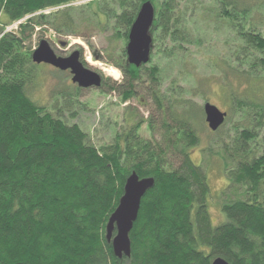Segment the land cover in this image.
Wrapping results in <instances>:
<instances>
[{
	"label": "trees",
	"instance_id": "16d2710c",
	"mask_svg": "<svg viewBox=\"0 0 264 264\" xmlns=\"http://www.w3.org/2000/svg\"><path fill=\"white\" fill-rule=\"evenodd\" d=\"M78 1L0 0V264H212L215 258L229 264H264V148L250 152V131L228 151L235 163L228 169L230 187L241 193L223 203L225 218L213 225L208 176L189 152L199 144L192 120L163 122L164 136L167 131L178 136L177 151L167 148L166 139L160 145L134 147L138 139L131 132L98 148L78 125L55 117L27 94L40 65L32 60L36 48L28 32L48 26L76 36L79 26L67 5ZM145 1L116 0L120 12L106 9V23L98 25L112 28V22L115 36L128 38ZM151 1L156 8L154 43L160 30L175 40L172 28L177 25L175 14L182 16L181 5H215V19L230 17L239 25L249 11L244 7L248 0ZM18 22L16 30L5 31ZM241 34L250 47H264L261 35L252 30ZM115 66L124 85L110 90H119L128 100L142 70L150 67L129 65L124 55ZM150 69L154 81L156 67ZM126 84L132 89L124 90ZM248 104L264 117L259 104ZM228 121L229 114L217 131L208 128L217 133ZM147 122L152 131V121ZM170 155L178 158L176 168L168 166ZM134 171L140 178H154L155 186L142 199L130 233L131 255L120 259L107 239V224Z\"/></svg>",
	"mask_w": 264,
	"mask_h": 264
},
{
	"label": "rangeland",
	"instance_id": "374dc122",
	"mask_svg": "<svg viewBox=\"0 0 264 264\" xmlns=\"http://www.w3.org/2000/svg\"><path fill=\"white\" fill-rule=\"evenodd\" d=\"M248 1L244 7L249 11L246 17H241L240 25L230 17L215 19V5L189 4L187 8L181 5L182 16L175 14L177 25L172 28H176L175 40L166 39L160 30L151 62L146 65L156 67L152 76L156 79H151L150 68L143 69L133 89L126 84L124 90L133 91L128 100L119 90H110L113 85H124L123 74L115 64L121 62L123 55L126 59L128 38L116 37L112 22H109L112 28L98 25L106 23V9L120 12L116 0L74 2L67 6L72 7L80 33L69 36L48 26L37 27L34 33L28 32L32 47L35 49L41 40H47L59 56L66 57L79 50L84 64L103 77V87L82 89L72 82L69 70L40 64L27 94L55 117L78 125L98 148L131 132L138 139L134 147L148 142L160 145L166 139L170 143L167 148L177 151L178 136L168 131L167 137L164 136L163 122L173 125L178 117L192 120L199 144L189 152L208 176L211 190L208 212L212 224L218 225L225 218L223 203L241 193L237 187H230L228 179V169L235 166L228 151L236 149L235 139L250 131L254 134L250 152L264 148V117L261 119V112L252 110L248 104L257 103L264 111V47H250L241 34L252 30L264 38V0ZM18 24L4 27L5 31L16 30ZM207 102L228 112L229 121L222 131L213 133L208 128L204 112ZM148 119L152 121V131ZM168 159L169 168L178 166L176 156L170 155Z\"/></svg>",
	"mask_w": 264,
	"mask_h": 264
},
{
	"label": "water",
	"instance_id": "95a60500",
	"mask_svg": "<svg viewBox=\"0 0 264 264\" xmlns=\"http://www.w3.org/2000/svg\"><path fill=\"white\" fill-rule=\"evenodd\" d=\"M155 19L156 8L153 1L143 2L128 32L125 53L129 65L141 68L150 63L155 47L153 35ZM65 44L62 42V45ZM32 60L36 64H48L61 71L69 70L72 82L82 89L101 88L103 85V77L84 64L79 50L66 57L59 56L47 40H41L32 54ZM204 112L206 122L212 131H217L228 117V112L222 111L210 102L204 105ZM154 186V178H140L135 171L126 180L124 193L107 224V239L112 242L114 253L120 259L131 255L130 233L138 219L142 199ZM212 264L229 263L223 258H215Z\"/></svg>",
	"mask_w": 264,
	"mask_h": 264
},
{
	"label": "flooded vegetation",
	"instance_id": "af4514ba",
	"mask_svg": "<svg viewBox=\"0 0 264 264\" xmlns=\"http://www.w3.org/2000/svg\"><path fill=\"white\" fill-rule=\"evenodd\" d=\"M61 45H62V43H61ZM62 46H64V45H62ZM74 51H75V50H74ZM74 51H73V52H74ZM71 52H72V51H71ZM80 53H81V52H80ZM222 111H223V110H222ZM224 112H226V111H224Z\"/></svg>",
	"mask_w": 264,
	"mask_h": 264
},
{
	"label": "bare ground",
	"instance_id": "6f19581e",
	"mask_svg": "<svg viewBox=\"0 0 264 264\" xmlns=\"http://www.w3.org/2000/svg\"><path fill=\"white\" fill-rule=\"evenodd\" d=\"M115 77V76H114Z\"/></svg>",
	"mask_w": 264,
	"mask_h": 264
}]
</instances>
